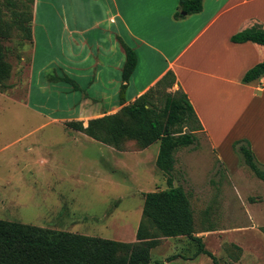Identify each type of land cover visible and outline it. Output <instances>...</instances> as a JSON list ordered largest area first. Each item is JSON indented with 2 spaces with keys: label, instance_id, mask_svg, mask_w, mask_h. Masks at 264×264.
I'll return each instance as SVG.
<instances>
[{
  "label": "rangeland",
  "instance_id": "obj_1",
  "mask_svg": "<svg viewBox=\"0 0 264 264\" xmlns=\"http://www.w3.org/2000/svg\"><path fill=\"white\" fill-rule=\"evenodd\" d=\"M12 1L15 11L32 12V0ZM82 4L93 7L91 0ZM0 21V220L136 244L143 194L167 188L155 167L159 144L140 150L124 141L113 148L76 126L30 115L24 95L32 45L2 4ZM153 95L160 109L163 93ZM196 126L192 120L190 127ZM174 160L171 176L189 198L193 236L219 264H264V183L241 156L226 168L197 131L191 145L176 149ZM196 250L189 238L158 237L150 264H212L205 255L195 257Z\"/></svg>",
  "mask_w": 264,
  "mask_h": 264
},
{
  "label": "crops",
  "instance_id": "obj_2",
  "mask_svg": "<svg viewBox=\"0 0 264 264\" xmlns=\"http://www.w3.org/2000/svg\"><path fill=\"white\" fill-rule=\"evenodd\" d=\"M83 1L33 0L25 41L32 45L24 95L30 115L86 127L172 72L173 88L187 95L217 160L228 168L243 143L264 167V75L242 83L264 60V47L230 41L242 31H264V0H203L200 13L180 19L179 0H91V10ZM124 47L137 64L121 104Z\"/></svg>",
  "mask_w": 264,
  "mask_h": 264
},
{
  "label": "trees",
  "instance_id": "obj_3",
  "mask_svg": "<svg viewBox=\"0 0 264 264\" xmlns=\"http://www.w3.org/2000/svg\"><path fill=\"white\" fill-rule=\"evenodd\" d=\"M33 3V0H32ZM9 8L14 23L25 40L31 39L32 12L27 9L15 11L12 0L0 2ZM203 0H179L175 19L201 12ZM1 22V21H0ZM235 44L251 42L264 47V31L253 28L230 38ZM125 62L122 68L120 103L124 104V92L132 76L137 57L135 52L124 47ZM0 54V63L2 62ZM264 75V60L249 69L242 83H250ZM172 72H167L154 87L139 96L116 114L90 120L86 127L81 122L66 123L76 126L90 139L120 148L124 141H134L140 150L158 143L155 167L166 176L167 188L143 194L140 224L136 230V244L87 237L66 232L50 231L18 222L0 220V264H150V250L156 247L158 237H186L197 244L195 257L205 255L212 264H219L216 257L207 251L201 238L194 237L193 214L189 198L181 187L174 188L171 176L174 153L179 147L194 142V133L201 130L187 95L178 88ZM4 86L0 79V92ZM6 88V87H5ZM163 93V105L157 109L151 101L153 92ZM197 124L190 127L191 121ZM181 128L189 130L182 133ZM237 153L254 176L264 183V167L260 166L248 147L240 143ZM174 257L169 258L172 261Z\"/></svg>",
  "mask_w": 264,
  "mask_h": 264
},
{
  "label": "bare ground",
  "instance_id": "obj_4",
  "mask_svg": "<svg viewBox=\"0 0 264 264\" xmlns=\"http://www.w3.org/2000/svg\"><path fill=\"white\" fill-rule=\"evenodd\" d=\"M40 4V3H39ZM38 29H40V28H38ZM47 31V30H46ZM39 71V70H38Z\"/></svg>",
  "mask_w": 264,
  "mask_h": 264
},
{
  "label": "water",
  "instance_id": "obj_5",
  "mask_svg": "<svg viewBox=\"0 0 264 264\" xmlns=\"http://www.w3.org/2000/svg\"><path fill=\"white\" fill-rule=\"evenodd\" d=\"M174 188H177L176 186H174Z\"/></svg>",
  "mask_w": 264,
  "mask_h": 264
}]
</instances>
